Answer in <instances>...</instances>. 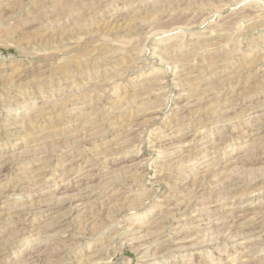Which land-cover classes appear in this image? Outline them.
Returning a JSON list of instances; mask_svg holds the SVG:
<instances>
[{
	"label": "rangeland",
	"instance_id": "1",
	"mask_svg": "<svg viewBox=\"0 0 264 264\" xmlns=\"http://www.w3.org/2000/svg\"><path fill=\"white\" fill-rule=\"evenodd\" d=\"M0 264H264V0H0Z\"/></svg>",
	"mask_w": 264,
	"mask_h": 264
},
{
	"label": "bare ground",
	"instance_id": "2",
	"mask_svg": "<svg viewBox=\"0 0 264 264\" xmlns=\"http://www.w3.org/2000/svg\"><path fill=\"white\" fill-rule=\"evenodd\" d=\"M2 16V15H1ZM157 76V75H156ZM154 91V90H153ZM8 102V101H7ZM130 103V102H129ZM178 116V115H177ZM263 119V118H262ZM115 125V124H114ZM172 127V126H171ZM16 128V127H15ZM166 170V169H165ZM189 177V176H188ZM192 178V177H191ZM191 182V181H190ZM33 184V183H32ZM163 217V216H162ZM57 223V222H56Z\"/></svg>",
	"mask_w": 264,
	"mask_h": 264
}]
</instances>
